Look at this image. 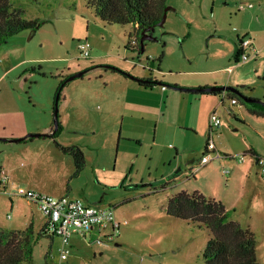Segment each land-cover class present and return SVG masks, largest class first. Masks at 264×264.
I'll list each match as a JSON object with an SVG mask.
<instances>
[{
  "label": "rangeland",
  "instance_id": "obj_1",
  "mask_svg": "<svg viewBox=\"0 0 264 264\" xmlns=\"http://www.w3.org/2000/svg\"><path fill=\"white\" fill-rule=\"evenodd\" d=\"M9 2L24 19L35 20L39 25L34 30L22 31L10 37L0 45V139H7L1 133L23 126L25 119L34 118L39 123L45 121L43 106L46 103L49 108L52 105L47 120L54 127L52 112L57 94L59 123L61 117L71 111V105H63L64 96L68 101H75L84 100L79 96L88 92H104L110 94L112 102H116L120 87L111 81L114 75L123 78L141 73L145 76L151 69L155 78L184 81L213 78L220 72L221 76L237 79L239 84L236 87L245 97L252 98L264 93V57L242 63L235 60L233 47V44H239L247 37L249 28L262 27L264 30V11L260 19L255 16L251 19L259 3L264 8V0H166V7L170 9L165 23L155 27L152 33L154 41H145L143 52L126 49L131 31L129 25L101 22L86 7L84 0ZM85 41L91 46L89 58H82L77 48L79 43ZM161 53L163 56L159 61ZM106 61H114L115 64H104ZM232 65L234 67L228 70ZM68 71L74 73L65 77ZM78 72H84L81 78L65 82ZM61 85L63 87L58 91ZM14 100L19 105V111L22 107L28 109L30 106L26 114L12 115L13 112L3 110L13 106ZM92 107L88 114L94 119L95 134L86 131L87 123L81 122L74 130L60 126L57 135L82 151L87 167L84 166L77 175L73 158L59 149L34 147L25 145L23 141H0V172L5 170L4 164L15 167L14 173L8 175L6 186L0 185V231L11 232L22 241L24 231L32 221L29 234L32 256L26 264H62L59 262L58 239L42 233L45 218L37 206L18 195L21 188L24 191L34 189L53 198L67 195L89 206L112 208L117 222L121 223L113 241L100 247L83 245L81 253L71 249L73 258L70 257L68 263L64 264H204L202 251L210 233L165 216V199L181 187L191 190L199 184L207 189L212 181L219 185L218 192H227L229 176L222 175L221 171L228 169L232 176L238 170L234 167L238 158L244 156L245 162L252 158L248 151L250 143H255L259 149V156L256 157L264 158V119L250 114L245 108L240 109L244 116L236 115L237 106L231 107L230 100L226 99L216 112L221 126L214 136V145L222 156L235 159L213 160L208 166V175L198 173L199 182L191 178L187 184L144 198L148 187L141 184L139 188L121 186L125 175L128 176L126 165L129 167L132 164L139 147L135 142L122 140L118 148L117 138L114 142L109 139L113 134L112 123L99 115L104 113L100 98ZM228 108L232 110L231 114H228ZM71 115L66 118L68 127L76 124ZM110 133L111 137H108ZM199 142L193 139L190 146L195 147ZM206 142L207 139L200 142L201 152L195 165L205 153ZM146 150L149 151L148 148ZM156 151L153 150L150 160L140 158L138 163L137 159L134 160L141 168V176L134 172L133 181L139 183L142 179L144 183L151 181L159 184L165 180L161 176L163 167L158 162L160 155ZM28 156L33 163L30 170L26 159ZM94 165H99L105 171L97 169L95 173ZM122 169L126 171L124 176L120 174ZM69 188L71 191L66 194ZM248 204L247 198L238 203L240 214L244 213ZM256 227L255 238L257 243H261L259 221ZM259 261L264 263L262 251Z\"/></svg>",
  "mask_w": 264,
  "mask_h": 264
},
{
  "label": "crops",
  "instance_id": "obj_2",
  "mask_svg": "<svg viewBox=\"0 0 264 264\" xmlns=\"http://www.w3.org/2000/svg\"><path fill=\"white\" fill-rule=\"evenodd\" d=\"M263 11L264 8L261 7L259 3V7L257 8L255 15H251V19L253 20L254 16L260 19V17L263 16ZM246 34V36L252 40L254 46L257 49V54L252 58L261 56L264 57L263 28H249ZM151 35L153 37V34ZM233 47L235 56L236 52H238V44H233ZM104 64L115 63L114 61H106ZM229 67L226 68H229L228 70H231V67H234V65ZM142 68L144 69L145 66H143ZM68 70H70V67ZM78 70L80 69H77V71ZM150 70L151 69H149V74H146L145 76L141 75V73H136L134 75L136 76V78L139 79L151 80L153 82L159 83L151 84L152 86L150 87L141 86V84L129 79L126 76L123 78H119V76L114 75L111 81H114L115 84L117 83L116 86L120 87L116 102H112L110 94H104V92H100V94H97V92H88L83 96H79L84 97V100L79 99L75 101H68L67 97L64 96L63 105L65 107L71 105V107L69 108L71 111L69 114H65L63 118L60 116L61 120L59 123L62 129L70 128L74 130L76 127L79 126V123L84 122L89 124V127L87 126V124H85V130L93 132V134H95L96 130L94 125V119L88 113L89 109H92L94 103L97 102V98H100V102L103 104L102 108L104 110V113L102 112L99 115H101V117H106V119L112 123L113 127L111 130V133L113 134L112 137L111 133L108 135V137H111L109 139H112V142H114V140H116L117 138L118 148H120L122 140H124L125 142H135L136 145L139 147V149L135 153V157L133 158L132 164L129 167L128 165H126L128 168V176L125 175L126 179L123 180L121 186H140L141 184L142 187H148V192L143 194L147 195L144 198H149L150 194L158 195L166 191L168 188H172L177 185L181 186L183 184H187L188 182H190L191 178H193L196 182H199L200 179L197 180L198 173L200 172L202 176L208 175V166L213 160L233 159V157L222 156L220 154L222 156L221 158H212L210 162L206 165H200V160L198 164L195 165L197 155L199 152H201L200 142L205 139H207L208 142V139H211L214 143V136L220 128L219 127L211 131L209 129V117L212 113H216L219 110L220 105H223L225 100L228 99V97L225 95L220 96L219 94L189 93L186 91L178 90V88L196 89L211 86H229L238 89V87L236 86L237 84H239V81L237 79L221 76L220 72L216 73L215 75L217 76L213 78L202 77L196 79H188L184 81L182 80V82L166 80V78H155L153 74H151ZM222 70L223 69H219V71ZM73 73L74 72L68 71L67 73H65L64 76L67 77ZM252 98L264 100V93H262L261 95H256ZM16 103L17 102L14 100L13 106H8L3 110L5 112H13L12 115H21L22 112H24L23 114H26L30 106L28 105V109L22 107V109L19 111V109H17V106L19 107V105H17ZM47 106V103L43 106V110H45V121H41V123H39L34 118H28L25 119L23 126L14 127L10 131L1 134H5L4 136H7L5 137L7 138V140L23 138L31 134H51L53 132V126L52 122L47 120V115H50L52 111V105L51 108ZM235 106H237L238 109L236 115L240 114L244 116L242 110L240 109L247 108L241 103L240 105ZM247 111L249 112L248 109ZM64 113L65 111L62 113V115ZM71 114H73L72 119H74L76 124L71 125V127H68L66 118L72 116ZM257 117L264 119V117L261 116ZM126 119H128L127 124H125ZM134 121H136L137 123L135 124ZM5 129L6 128L3 127L4 131ZM117 130L119 132L118 134ZM193 139H198V142L200 141L199 144L195 147L190 146V142ZM57 142L59 143L61 148H69L70 146L73 147V145H71V143L67 142L66 140L62 141V139H60L59 137L53 138L50 135L49 137L26 139L22 143H26L25 145H31L39 148L51 149L54 147L56 149L61 150V148L56 145ZM2 143L10 142L4 141ZM248 147V151H250L249 155L252 158H249L247 160L248 163H246L247 161L245 162L244 160L242 162L236 161L237 163L234 165V167H237L238 170L232 176H230L231 173L229 172V177L227 179L229 185L226 186L227 192H218L219 185H217L215 181H212L208 183L207 189H205L204 186H200L198 184L191 190L183 189L184 187H181V189L176 191V193L180 191H187L189 193L198 192L205 198L214 199L216 201L221 202L224 205L226 211H228L230 214L232 213L231 220L242 225L243 227L249 228L254 234V237L258 230L256 227L257 221H259L260 231L262 232V241L261 243H257L256 240V258L259 263H262L259 261V256L260 251L264 252V182L260 177L259 167L257 165V158L259 157H256V155L260 153L259 149L257 145L253 142L250 143ZM147 148L149 149V151L146 150ZM154 149L157 150L155 153L160 155L158 162L163 167V172L161 173V176H163L165 180H161L159 184H157V182L151 183V181L144 183L142 179L139 183H137V181H133L132 178L134 172L136 173V175L141 174V168L139 166L137 167V164L134 163V160L137 159V163L140 158H142V160L144 159V161L150 160L152 154H154L152 153ZM204 152H206V145ZM124 153L126 154L129 152ZM204 154L205 153H203V155ZM26 159L29 164L28 170H30L33 166L32 159L29 156ZM4 165L6 170L4 171L7 173V175H9L10 173H14V166H11L10 164ZM85 167H87L86 164ZM92 168H94L93 171L95 173H97V169H99V171L101 172L105 171V169L100 168L99 165H94ZM195 168L196 171L194 172V174H192V170ZM224 170L228 169H222V175H224ZM125 173L126 171H123V169L120 172L121 176H124ZM232 186L233 188H231ZM20 190L25 189L21 188ZM29 191H34L38 193V191L34 189H30ZM70 191V188L66 189V194ZM172 196L173 195L167 196L165 199V205L163 206V213L165 214V216H167L165 212L167 201ZM245 198L248 199L249 204L247 208H245L244 213L240 214L238 203L242 202V200H244ZM184 222L189 225L186 221ZM94 238L95 234L90 236V240H93ZM86 240L87 239H83L81 237L72 238V251L77 250L78 253H81L83 250V245H85L86 247L87 245H91ZM58 243L60 246L59 239ZM107 243L108 242L103 243L102 245H105ZM102 245H98L97 247H100ZM71 254L72 253H70V256L67 258V260H60L59 262L62 264H64L65 262L68 263L69 259L73 258L71 257ZM100 255H102V253H100Z\"/></svg>",
  "mask_w": 264,
  "mask_h": 264
},
{
  "label": "trees",
  "instance_id": "obj_3",
  "mask_svg": "<svg viewBox=\"0 0 264 264\" xmlns=\"http://www.w3.org/2000/svg\"><path fill=\"white\" fill-rule=\"evenodd\" d=\"M84 2L101 22L109 25H129L131 31L128 33L126 49L139 52H141L142 33L158 24L166 8V0H84ZM38 25L37 21L26 20L19 12L13 10L9 0H0V45L22 31L36 29ZM149 34L151 35L152 32ZM133 42L135 45L132 44ZM162 56L163 53L159 56V61ZM238 56L239 52H236L234 56L236 61ZM141 86L152 85L141 84ZM62 87L61 85L58 91ZM217 94L225 95L228 99H236L253 115L264 117V108L258 104H244L236 94L229 92ZM60 129L58 122L57 129L51 137L57 138ZM56 145L60 147L59 144ZM61 150L73 158L75 175L80 173L85 166L82 151L78 147H62ZM165 212L171 218L186 221L192 227L205 229L210 233V238L202 251L204 264H262L256 258L254 234L249 228L232 221L230 213L221 202L205 198L198 192L180 191L169 198ZM31 226L30 224L25 229V238L22 241L11 232L0 231V264L30 262Z\"/></svg>",
  "mask_w": 264,
  "mask_h": 264
},
{
  "label": "built area",
  "instance_id": "obj_4",
  "mask_svg": "<svg viewBox=\"0 0 264 264\" xmlns=\"http://www.w3.org/2000/svg\"><path fill=\"white\" fill-rule=\"evenodd\" d=\"M132 44L135 45V42ZM77 48L82 58H89L91 46L87 41L79 43ZM237 50L239 52V60L237 61L242 63L247 62L257 54L256 47L248 37L243 38L239 42ZM229 100L231 106L240 105V102L236 99ZM227 112L231 114L229 108ZM220 125L221 120L219 116L215 112L212 113L209 117V129L213 131L219 128ZM221 157L220 153L216 150L213 140L208 139L206 152L201 157L199 164L203 166L209 163L212 158ZM243 160L244 156L237 159L238 162H242ZM257 165L260 177L264 182V158H257ZM195 171L196 168L192 170V174ZM229 172V170L223 171L224 175H228ZM0 174V185L4 186L6 181H8V175L4 170ZM18 195L37 206L42 217L45 218L42 233L51 238L55 237L59 239L60 246L58 247V253L61 261L67 260L70 256L72 238L81 237L87 239L86 241L89 244L101 245L113 241L121 226V223L116 220L114 210L109 207L89 206L77 198L68 196L53 198L34 191L19 190ZM93 234H95V238L90 240V236Z\"/></svg>",
  "mask_w": 264,
  "mask_h": 264
},
{
  "label": "water",
  "instance_id": "obj_5",
  "mask_svg": "<svg viewBox=\"0 0 264 264\" xmlns=\"http://www.w3.org/2000/svg\"><path fill=\"white\" fill-rule=\"evenodd\" d=\"M170 8L166 7L164 9V13L163 16L161 18V20L158 22V24L155 27H161L163 26V24L165 23L166 20V16H167V12L169 11ZM155 27H152L148 30H146L145 32L142 33L141 38H140V46H141V51H143V45L145 41H152L154 40V38L152 37V35L149 34V32H153ZM84 72H78L70 77H68L65 82H69L72 81L75 78H81L83 76ZM127 77L131 80H134L135 82L139 83V84H159L158 82H153V81H149V80H143V79H139L130 75H127ZM178 90H182V91H186L189 93H207V94H217V93H233L236 94L240 100L244 103V104H258L260 106H262L264 108V102L260 101V100H256L253 98H248L243 96L240 91L237 88L234 87H229V86H211V87H205V88H193V89H182V88H178ZM58 98L59 95L57 94L55 100H54V109H53V124H54V128H53V132L51 134H49L50 136L54 133V131L57 129L58 126V107H57V103H58ZM49 135H39V134H31L28 135L27 137H23V138H17V139H12V140H7V139H0L1 142L7 141L10 143H19L22 141H25L26 139H32V138H39V137H49Z\"/></svg>",
  "mask_w": 264,
  "mask_h": 264
}]
</instances>
